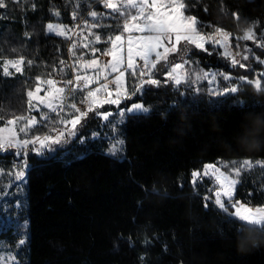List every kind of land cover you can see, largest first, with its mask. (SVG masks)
I'll list each match as a JSON object with an SVG mask.
<instances>
[{
	"label": "trees",
	"instance_id": "trees-1",
	"mask_svg": "<svg viewBox=\"0 0 264 264\" xmlns=\"http://www.w3.org/2000/svg\"><path fill=\"white\" fill-rule=\"evenodd\" d=\"M89 1L4 0L0 63L21 56L25 61L22 73L5 76L0 69L4 121L29 112L26 93L36 77H49L67 57L68 38L46 26L68 27L75 3ZM185 3L194 5L186 14L195 16L207 33L222 29L236 39L253 22H259L257 34L264 30V0ZM95 11L100 15L92 22L99 27H90L86 37L97 50L94 55H100L107 49L106 37L119 34L124 17L102 3ZM90 47L79 50L88 57ZM220 50L194 47L189 57L206 70L254 78L253 70L233 65ZM257 50L264 57V50ZM156 76L159 86L132 95L137 78L128 73L130 98L119 106L143 103L148 112L128 113L112 128L118 108L105 104L99 111L112 113L107 120L89 112L77 125L76 136L42 156L29 153L23 192L0 206V248L14 250L16 264H264V229L240 232L228 214L232 208L226 212L215 204L214 194L210 198L214 181L201 176L193 183V172L208 162L264 159V86L258 90L243 82L235 93L213 95L204 85L197 92L162 73ZM119 134L125 149L110 155L112 138ZM15 159L13 153L0 154V167L10 169ZM235 200L264 206L263 166L243 173Z\"/></svg>",
	"mask_w": 264,
	"mask_h": 264
},
{
	"label": "snow or ice",
	"instance_id": "snow-or-ice-1",
	"mask_svg": "<svg viewBox=\"0 0 264 264\" xmlns=\"http://www.w3.org/2000/svg\"><path fill=\"white\" fill-rule=\"evenodd\" d=\"M18 2V0H14ZM105 8L110 9L113 13L122 15L124 17L123 23L118 26L119 34L115 36H107L106 43L110 45L104 55L111 56V60L105 62L103 69L94 68L99 62L93 58L88 61L83 67L85 69H92L94 73L108 70L113 73H118L114 81L115 92L108 91L107 84H100L97 88H90V85L97 82L96 79H90L85 73L81 75L79 72V63L73 66L77 68V73L74 79H68L62 82L65 87L58 86V82L53 79L42 80L39 76L36 77V84L33 89L27 91V104L29 111L33 109H39L41 106L47 108L51 112L61 111L66 105L64 104L67 98L66 91L71 92L75 89L81 88L83 82V88L89 89L87 95L81 101L82 104H87V108L81 111L75 103L67 105L74 109L72 119L60 120L59 123L64 127L57 128L52 127V134H45L43 136L33 135L31 139L19 138L20 133L27 134L32 127L37 125L39 121L35 116H14L12 119L4 121V116L0 115V121L3 122V126H0V151H7L8 149H16V155H23L25 160L22 165V169H26L27 165V149L29 145H39V147L33 148V151L42 156L44 151H54L53 145H58L67 142V137H74L77 134V125L81 123V120L88 116L89 112H95L103 119L107 120L112 113L100 112L99 108L105 104L117 105L121 103V97L129 99L130 94L127 91H121V79L125 75V71H130L131 75L138 78V84L133 87L132 95L143 92L146 86H159L161 81L152 78V69L156 68L157 63L161 60H167L168 55L177 51V45L181 41L191 43L198 48L205 51L204 42L211 41L215 44H223L226 51L225 56L231 57L233 65L239 64L240 67H244L230 51L228 46L232 38V34L222 29H217L214 35L205 36L199 30L197 25L200 21L195 16L186 15V12H190L194 5L185 3V0H102ZM7 5L4 0H0V8H5ZM34 7V5H33ZM131 10V11H130ZM206 11V9H205ZM223 11V9H222ZM54 15L58 16L59 12H55ZM73 18L76 17L74 12ZM89 15L93 18L98 17L100 14L91 11ZM233 17L239 19L238 13H232ZM259 22H253L248 28L244 30L243 36L240 39L257 41L256 26ZM87 26V24H86ZM78 27V26H77ZM91 28L99 27L98 24H93ZM47 31L55 33L60 36H68V29L64 25L60 24H48L46 26ZM25 35H28L25 33ZM94 39L97 42L101 41L99 34H93ZM261 39H264L262 34ZM264 48V43L259 44ZM84 48H88L89 44H84ZM76 44L72 45V55L77 61L82 59L76 57L75 52ZM14 51V50H13ZM93 55L97 51L91 50ZM248 57L245 56L246 60ZM142 62L140 67H137L136 61ZM25 61L21 56L19 59L3 60L0 63V69L2 74L10 76L13 73L9 70L14 69L16 73L23 72V65ZM31 65L32 61L27 62ZM60 64H64V61H60ZM182 64H175L171 67V70L167 72V76L170 80H174L175 84L179 85L184 79L183 75L177 74L178 69H182ZM124 69V70H121ZM63 71V69H61ZM147 77V79H145ZM205 78L204 77H198ZM104 79H107L105 77ZM213 79H215L213 77ZM224 80L231 79L228 75H223ZM241 81L253 84L258 90L261 89V81L259 78L252 81H248L246 77H240ZM168 81H165L167 83ZM44 85L45 87H41ZM44 92L45 95L41 96L40 93ZM238 91V85H232L231 87H224L220 92H213V95L227 94L229 92L235 93ZM103 92V96L99 93ZM115 95V98H112ZM131 114L146 113L149 111L147 107L140 103H134L127 109ZM45 119L48 117L45 116ZM22 122V124H21ZM21 124L17 130V125ZM67 125H71L70 128ZM122 146L123 141H118ZM110 154H117L122 151L121 148H117L115 145L109 148ZM260 164L261 162H256ZM225 165L217 166L216 164L205 165L203 176L214 177L218 181L216 190L214 191V202L222 210L228 212V208H232V212L228 214L234 217L238 223V230L243 232L245 228L258 227L264 229V207H257L255 209L247 207L241 204L239 201L233 203V196L235 185L239 182L238 179L232 177H239L242 170L251 169L253 162L250 160H244L240 166L235 164L228 170V172L222 171L221 168ZM3 169H0V175H5ZM14 181L21 183L25 182V170L16 171L11 173ZM201 173L199 171L193 172V183L195 178L199 177ZM19 188L20 185H17ZM7 195V194H5ZM223 197V199H222ZM225 201H227V206ZM25 240L19 241L20 245H23ZM9 260H14V257H8Z\"/></svg>",
	"mask_w": 264,
	"mask_h": 264
},
{
	"label": "rangeland",
	"instance_id": "rangeland-1",
	"mask_svg": "<svg viewBox=\"0 0 264 264\" xmlns=\"http://www.w3.org/2000/svg\"><path fill=\"white\" fill-rule=\"evenodd\" d=\"M51 24H59V23H51ZM197 27H198V30L205 36L214 35L216 30H217V29H215V30L207 33L201 29L200 25H197ZM224 31H226V30H224ZM88 32L90 33V30ZM226 32H228V31H226ZM228 33H230V32H228ZM262 34H264V30L258 34L256 33L257 38H258L257 41L240 39V37L243 36V33L236 34V39H233V35H232V38L230 40V43H229V46L227 49L228 51H230L232 53V55L235 56V58L241 64L244 65V67H241V68H248L250 70H253L255 73L254 78H251L250 75H244L241 77H246L248 81H252L254 79L259 78L261 81V87L264 86V57L259 56V52L257 49L264 50V48L259 46L260 43H264V39H261ZM89 40H88V38L85 39V44H89ZM209 45H213V46H215V48L220 47L221 48L220 52L222 55H224V52L226 51V49L223 46V44H215V43H212L210 40L207 42H204V47L206 49L208 48ZM109 47H110V45L108 44L107 49ZM194 47H196V46L191 44V43L181 41L180 44L177 45V49H178L177 51L170 53L168 55L167 60H161L159 63H157L156 68L151 70V72L153 74L152 78L157 79V76H156L157 73H160V74L162 73L168 80H170L169 77L167 76V72L171 70V67L173 65L182 64L183 68L177 70V74L184 76V79L182 80L181 83H184L185 85L191 86L197 92L201 91V88L203 85H204L203 88H206L205 90L213 91V92L214 91L220 92L224 87H231L234 84L239 86L240 83L244 82V81H241L239 79L240 77H238V79H234L233 76H231L230 74L225 73L221 70H216V69H207L206 70V69L200 67L199 64H197L196 62H193L191 60V58L189 57V54ZM92 49L93 48L90 47L91 55L88 54L89 55L88 56L89 61L92 60L93 58H95L99 63L93 67L103 69V65L105 64V62L111 60V56L104 55V53L107 51V49L102 51L100 55H93V53L91 51ZM245 56L248 57L246 60L244 59ZM225 57H227V58H229V60H231V57H228V56H225ZM252 58H253V60L251 61L252 62V65H251V62L249 60H251ZM10 60H14V59H10ZM136 65H137V67H140L142 65V62L137 60ZM9 70L11 72H15L14 69L10 68ZM121 70H124V69H121ZM74 72H75V74L77 73L76 68H75ZM79 72L81 75H84L86 73L90 79H96L97 82L92 83L90 85V88H97L100 86V84H107L108 85L107 90L112 91L113 93L115 92V88H113L112 86L114 84V81H115L118 73H113V72H110L108 70H102V71L94 73L92 69H85L84 67H80ZM128 73H130V71H125V75L121 79V91L122 92L123 91L128 92V90H127ZM223 75H228L231 77V79L224 80ZM204 76H206V79L205 78L198 79V77H204ZM105 77H107V79H104ZM213 77L215 79H213ZM135 78H137V77H135ZM41 79L46 80V79H49V77L45 76V77H42ZM132 79H133V77H132ZM145 79H147V77H145ZM170 81H172L175 84L174 80H170ZM138 82L139 81L137 78L135 85H137ZM205 85H206V87H205ZM41 87L43 88L45 86L41 85ZM88 90L89 89H87V91ZM40 95L43 96V95H45V93L42 91L40 93ZM85 95H87V93ZM85 95L83 93V94L77 95V97H75V98L70 97V99L67 101L66 106L60 112L62 114L60 117L55 116L53 114V112H51L47 108H44L43 106H41L39 109H33V110L29 111L25 116H32V114L34 113L35 118L37 119V121H39V123L37 125H35L34 127H32L27 134L20 133L19 138L31 139L33 137V135L43 136L45 134H52L51 133L52 127H54V126L57 128L64 127L63 125H61L59 123V121L64 120V119H72V116L74 113V109H72L71 107H69L67 105L75 103L77 105V107L81 109V111L86 110L87 104H85L84 107L80 106V103L85 98ZM99 95L103 96V92L99 93ZM112 98H115V95H113ZM124 100L125 99L123 97H121V103ZM121 103L119 104V106L121 105ZM140 104H143V103H140ZM114 106H117V105H114ZM119 106H117L118 109H116V111H115L116 114H118V116H116V118L110 122V124L112 125V128H114L117 123L122 122L124 118L126 119L128 113H129L127 111V109L129 107L120 108ZM45 116H47L48 118L45 119L44 118ZM82 120H81V122H82ZM21 124H22V122H21ZM21 124H18L16 126L17 130L19 129ZM0 126H3V125H0ZM67 127L70 128L71 125H67ZM112 139L113 140L111 142L110 147L115 145L117 148H121L123 146L125 149V138L123 135L119 134V136H117L116 138H112ZM118 141H123V145L121 146L118 143ZM34 146L35 145H29L28 146V149H27L28 155H29V153L34 152L33 151ZM16 151H17L16 149H8L7 151H0L1 155H4L5 153L10 152V153H13L15 155L16 159L18 158V160L15 159L17 162H15L13 164V166L8 170L0 167V169H3L4 173H6L5 175H0V206L2 204L4 205L5 203H7V200L9 197H13L15 195H21V193L24 190V185L26 183L27 169L30 166L29 159H28V155H27L28 167L26 169H22V165L24 164V161H21L19 158H24V157H23V155L17 156L15 154ZM107 152L109 153V151H107ZM110 155H113V154H110ZM23 160H25V158ZM244 160L252 161L253 162L252 168H255L258 166L264 167V159H251V158H233V159H222L221 158V159H218L214 162H208L205 165L216 164L218 167L221 165H225V167H222L221 170L228 172V170L234 164H235V166L239 167L241 162H243ZM256 162H261V163L257 164ZM205 165H204V167H205ZM204 167L200 170H197L201 173V175L199 177H196L195 179H199L201 176H203ZM20 170H25V182H23V183H21L19 181H14V178L11 175V173H14V172L20 171ZM247 170H249V169L242 170L239 177H235V176L232 177L233 179L239 180V182L235 185L233 203H235L237 201V200H235L237 186L240 183V180H241L243 173ZM197 171H195V172H197ZM208 177H210V176H208ZM210 178L214 181V185H212V189L209 190V193H212V194H209L210 198H211V196L214 194V191L217 188L218 181H216L214 177H210ZM17 185H20V187L18 188ZM5 194H7V195H5ZM222 199H223V197H222ZM238 201L241 204H244L247 207H250L253 209H255L257 207H264V206L251 205V204L245 203V202L240 201V200H238ZM225 203L227 206V201H225ZM228 209H230V208H228ZM232 211H233V209H232ZM8 257H14V260H9ZM17 258H18L17 253L14 250H11L7 247H1L0 248V264H16V263H18Z\"/></svg>",
	"mask_w": 264,
	"mask_h": 264
},
{
	"label": "built area",
	"instance_id": "built-area-1",
	"mask_svg": "<svg viewBox=\"0 0 264 264\" xmlns=\"http://www.w3.org/2000/svg\"><path fill=\"white\" fill-rule=\"evenodd\" d=\"M99 3H102V0H93L85 4L84 3L81 4L79 2L75 3L76 10L73 11V13L74 12L76 13V17L73 18V15H72L73 21L68 27H66L68 29L67 38H68V44H69L67 57L62 59V61H64V64H60L49 75V79H53L57 81L58 86L60 87H65V85L62 82L68 79H74V76H75L74 71L76 68L73 66L74 64L79 63L80 67H83L89 61V58L84 53H82L79 50V48L83 47L85 38L87 36V32L89 31L90 26L93 25V22H92L93 17H91L89 13L91 11H95ZM73 43L76 44V48H75L76 57L82 58V59H79V61H77L76 58H74L72 55ZM61 69H63V71H61ZM112 87L114 88V84ZM83 93L85 95L87 93V89L83 88V82H82L81 88L75 89L74 91H71V92L66 91L65 95L67 98L65 99L64 104L65 105L67 104V101L70 99V97L75 98L77 97V95L83 94ZM80 106L84 107L85 104L80 103ZM61 111H58L56 113L53 112V114L57 117H60L62 115L60 113ZM35 147H39V145L37 144L34 146V148ZM210 189H212V187Z\"/></svg>",
	"mask_w": 264,
	"mask_h": 264
}]
</instances>
